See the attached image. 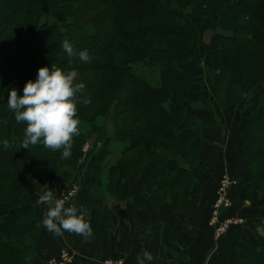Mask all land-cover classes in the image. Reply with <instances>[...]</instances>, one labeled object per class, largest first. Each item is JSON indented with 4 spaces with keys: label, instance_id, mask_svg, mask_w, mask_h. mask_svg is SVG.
<instances>
[{
    "label": "trees",
    "instance_id": "obj_1",
    "mask_svg": "<svg viewBox=\"0 0 264 264\" xmlns=\"http://www.w3.org/2000/svg\"><path fill=\"white\" fill-rule=\"evenodd\" d=\"M65 39L74 52L87 50L90 61L69 57ZM28 62L30 76L6 87ZM197 62L212 74L206 104L190 96L201 80L185 66ZM52 64L77 71L75 82L85 85L78 96L90 100L77 104L79 135L67 159L62 149L20 148L26 124H17L7 106L11 88L22 96L38 69ZM140 65L157 70L136 73ZM263 73L264 0H0V264H30L37 251L42 226L23 180L35 169L77 172L85 159L96 179L106 175L102 196L110 204L129 198L128 181L150 170L146 191L155 205L196 210L202 131L219 123L214 103L224 110L238 105ZM258 91L248 120L246 197L264 188V85ZM108 137L112 142L92 159ZM164 230L168 246L184 257L191 236L177 224ZM229 264H264V238H244Z\"/></svg>",
    "mask_w": 264,
    "mask_h": 264
},
{
    "label": "crops",
    "instance_id": "obj_2",
    "mask_svg": "<svg viewBox=\"0 0 264 264\" xmlns=\"http://www.w3.org/2000/svg\"><path fill=\"white\" fill-rule=\"evenodd\" d=\"M186 69L189 70L188 67ZM201 69L199 66L196 68L198 73ZM188 73L193 79H201L197 73L196 76L193 72ZM211 79L210 74L206 81L203 79L191 86L193 103L206 104L211 97ZM197 84H205L206 90H201ZM263 85L264 78L257 76L247 97L228 110L214 103L219 123L202 131L203 165L197 173L199 192L196 194V210L176 211L169 203L155 205L146 191L144 176L128 181L129 198L115 204L107 203L102 196L106 191V175L96 179V172L90 170L85 174L80 170L83 189L74 204L88 210L87 219L93 235L89 242H85L83 236L67 231L55 236L42 225L47 205L36 206L38 194L52 191L54 186L66 183L65 180L75 181L76 175L66 174L62 177L36 169L26 173L23 177L25 188L42 226L37 251L30 264H51L52 260H63L67 252L72 259L64 264H108V261L138 264L137 257H142V250H147L153 256L151 261H144V264H229L235 248L244 238L263 239L264 188L246 197L243 186L244 180L251 175L245 151L248 120L258 103V89ZM202 113L207 114V109H203ZM225 176L236 180L230 189L233 204L214 221L213 206L221 179ZM228 219H238L239 222L230 225L224 234L218 236V227ZM165 224L181 225L191 236L192 241L184 257L168 246Z\"/></svg>",
    "mask_w": 264,
    "mask_h": 264
},
{
    "label": "clouds",
    "instance_id": "obj_3",
    "mask_svg": "<svg viewBox=\"0 0 264 264\" xmlns=\"http://www.w3.org/2000/svg\"><path fill=\"white\" fill-rule=\"evenodd\" d=\"M61 47L69 57L78 55L83 62H89L91 57L87 50L74 52L72 45L65 39ZM78 73L68 72L51 67L38 69L35 81L28 80L23 88V95H18L15 88H11L7 106L15 114L17 124L25 123L24 138L20 148L42 145L46 149L57 151L62 149L63 159L71 156L73 137L79 135V119L77 118V104H89L90 100L80 99L78 94L85 89L83 83H76ZM7 151L12 144L8 139L3 141ZM36 206L47 205L42 225L55 236L63 235L67 231L84 237L89 242L93 235L88 210L75 204L66 207L67 197L58 199L53 191L38 194ZM153 256L147 250H142V257L138 256V264L151 261Z\"/></svg>",
    "mask_w": 264,
    "mask_h": 264
},
{
    "label": "rangeland",
    "instance_id": "obj_4",
    "mask_svg": "<svg viewBox=\"0 0 264 264\" xmlns=\"http://www.w3.org/2000/svg\"><path fill=\"white\" fill-rule=\"evenodd\" d=\"M212 34H213V31H209V32H207L206 33V36H205V39H206V41H210L211 40V37H212ZM140 66H144V65H140ZM140 66H137L136 67V73H143V74H145L146 73V71L147 72H151L150 74H152L153 73V71H156L157 69L155 68V67H152V68H145V66L142 68V67H140ZM198 66L200 67V68H202L201 69V72L200 73H198L199 71L198 70H196V68H198ZM185 67H188V71H190V72H193V74H194V76H196L197 74V76L198 77H201V81L204 79L205 81L209 78V75H208V73H207V71L206 70H204L205 69V67H204V65L201 63V62H197V64H192V65H186ZM197 73V74H196ZM206 73V74H205ZM30 74H31V63L30 62H28V63H26L24 66H23V68L20 70V71H18L17 73H15L12 77H10L8 80H7V82L5 83L7 86L6 87H8V86H12V82L16 79V80H18V79H23V78H28L29 76H30ZM203 75H204V78H203ZM211 76H212V74H211ZM258 76H260V77H262V78H264L263 76H264V73L263 74H260V75H258ZM259 78V77H258ZM158 79L157 78H153V80H151V82L152 83H156V81H157ZM255 80V79H254ZM196 83H200V82H196ZM4 84V85H5ZM203 84V83H202ZM197 85H199L200 87L199 88H201V90H206V88H205V84L204 85H201V84H197ZM1 92H2V90L0 89V94H1ZM248 92H249V90H248ZM248 92L246 93V95H244V97L243 98H246L247 97V95H248ZM253 92H255V91H253ZM237 106V105H236ZM233 107H235V106H233ZM106 122V120L105 119H101V123H105ZM109 131H110V133H112L113 132V129H112V126H111V124L109 123ZM112 142V139H111V137H108V138H106L105 139V142H100L99 143V150H98V152L93 156V158L92 159H94L96 156H98L101 152H102V149H105L106 148V146H108L110 143ZM89 148H90V144L89 143H86L85 144V146H84V148H83V152H84V154H86V153H88V150H89ZM86 157V156H85ZM82 158H84V156L82 157ZM89 160V159H88ZM151 168H154V166H151ZM80 170H82L81 172H85V174H86V172L87 171H90V170H92V172L94 171H96V169H95V166H89V163H88V161H86L85 159H83L82 161H81V165H80V168L78 169V171L77 172H70V171H68V170H64V171H61L60 173H57L58 175H62V177H64V175H66V174H70V175H76V180L75 181H73L72 179H69V180H65L66 181V183H63L62 185H59V186H54L55 188L52 190L53 191V193H55L56 194V198H58L59 196H61V194H62V192L64 191V190H66V189H69V188H72V187H74V186H76L77 187V190H78V193H77V195H76V197L74 198V199H72V202L70 203V204H66L65 206H72L74 203H75V201L77 200V197L79 196V194L81 193V190L83 189V184H81L82 183V179H81V176H80ZM150 172V170L149 171H147V173H145L143 176L145 177V179L144 180H146V183L148 184V182H149V176H148V173ZM84 174V175H85ZM72 175V176H73ZM83 175V176H84ZM143 176H142V178H143ZM141 178V177H140ZM140 178H138V179H140ZM61 179V178H60ZM223 179V178H222ZM62 180V179H61ZM233 181H235L236 182V180H234V179H232ZM71 181H73V182H71ZM222 181V180H221ZM234 182V183H235ZM234 183H232V185L234 184ZM221 184V183H220ZM230 189H231V186H230V188H229V193H230ZM231 196V195H230ZM232 197V196H231ZM232 200H233V198H232ZM106 201V200H105ZM107 202V201H106ZM108 203V202H107ZM231 207V206H230ZM230 207H228V208H230ZM227 208V209H228ZM226 209H224L223 211H225ZM222 211V212H223ZM221 212V213H222ZM221 215V214H220ZM219 219V218H218ZM217 219V220H218ZM229 220V219H228ZM218 236H220V235H218ZM69 253V252H68ZM72 259V256L70 255V257H69V260H71Z\"/></svg>",
    "mask_w": 264,
    "mask_h": 264
},
{
    "label": "built area",
    "instance_id": "obj_5",
    "mask_svg": "<svg viewBox=\"0 0 264 264\" xmlns=\"http://www.w3.org/2000/svg\"><path fill=\"white\" fill-rule=\"evenodd\" d=\"M221 184L219 187V190L217 192V198L216 201L214 203L213 206V220H217L218 217L220 216L221 212L224 209H227L228 207L232 206L233 204V200L232 197L230 196L229 193V188L232 185V183H234L235 181H233L230 177L225 176L223 179H221ZM78 193L77 187L74 186L72 188L66 189L62 192L61 196L58 197V199H63L65 197H67L66 200V204H70L72 202V199H74L76 197ZM65 204V205H66ZM238 219H229L226 220L223 224H221L218 229H217V235H221L224 234L228 229L229 226L234 224V223H238ZM69 253H65L63 256V260H52L51 264H64L66 260H69ZM108 264H118L115 261H108Z\"/></svg>",
    "mask_w": 264,
    "mask_h": 264
}]
</instances>
